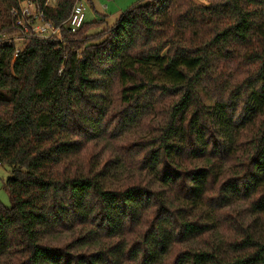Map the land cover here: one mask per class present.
<instances>
[{
  "label": "trees",
  "instance_id": "16d2710c",
  "mask_svg": "<svg viewBox=\"0 0 264 264\" xmlns=\"http://www.w3.org/2000/svg\"><path fill=\"white\" fill-rule=\"evenodd\" d=\"M25 1L0 0V264H264V0H145L101 35L65 28L78 0H30L61 39L17 53ZM115 163L138 174L107 185Z\"/></svg>",
  "mask_w": 264,
  "mask_h": 264
},
{
  "label": "rangeland",
  "instance_id": "374dc122",
  "mask_svg": "<svg viewBox=\"0 0 264 264\" xmlns=\"http://www.w3.org/2000/svg\"><path fill=\"white\" fill-rule=\"evenodd\" d=\"M195 1L202 5H209L210 3L219 0H195ZM81 2H83V4L86 7V23L95 24L92 25L90 29V33H93L94 35L103 34L105 32L103 30L107 29V27H111L115 25L116 22L119 20V18L122 16V14L125 13L130 8L138 4L148 3V1L145 0H92L91 2H89L88 0H81ZM16 38L17 39H15L14 42L17 44V47L19 49L22 48L32 37L31 38L28 37L25 40L18 39V37ZM105 38H106L105 36L102 37L101 39L99 38L100 39L99 42L104 40ZM212 67H213V71H215L217 67V62L215 59L212 61ZM227 83H226L227 87H229L230 79L227 80ZM198 90L204 103L213 109L215 102L208 93V91L206 90L205 85L203 83H200L198 85ZM147 115L148 113H145L146 117H148ZM146 117L143 116L144 119H146ZM144 119L143 121L139 119L138 121L134 120L133 122H130V124L123 129L121 135L118 137V140H123L128 136H132L136 134L144 135L145 134L144 132L146 131L143 127ZM221 123L222 125L220 128L224 136L223 138L226 140L228 146H230L235 137V129L233 126H231L229 120L227 119H222ZM97 141H98V145L104 148V153L102 158L104 157V155H106V153L111 152L114 148L113 140L107 139L105 138V136H100ZM136 174L138 173L135 171L123 168V166L120 163H115L110 168V171L107 173L105 177V182L107 185L117 184L122 182L126 178L132 177ZM11 177L12 175L9 167L7 166L0 167V202L6 208H11V200L7 190L4 188V182ZM228 205L229 207L244 208L241 205L237 204L235 200L230 201ZM248 217L250 216L248 215ZM72 234L73 232L71 231H61V232H57L56 234L51 233L50 239L56 243H64L67 241L69 237H71ZM217 236L218 238L220 237L219 235ZM100 241L101 240L97 238L96 240H91L86 245L84 244L78 246L77 248L75 247V249L98 247ZM190 242L195 245L196 239L194 238ZM158 258L163 259V255L160 256L159 253ZM2 259L4 260L5 256Z\"/></svg>",
  "mask_w": 264,
  "mask_h": 264
},
{
  "label": "built area",
  "instance_id": "2783aa9c",
  "mask_svg": "<svg viewBox=\"0 0 264 264\" xmlns=\"http://www.w3.org/2000/svg\"><path fill=\"white\" fill-rule=\"evenodd\" d=\"M55 1L56 0H48L45 7L53 4ZM11 17L15 22V27L22 36V40L28 37L61 39L62 28L55 27L52 22L47 21L44 10L37 7L30 0L23 2L18 9H13L11 11ZM85 22L86 7L81 0H78L71 17L64 26L69 32L76 33L83 27ZM9 43H11V41ZM19 51L20 49H17V53H19Z\"/></svg>",
  "mask_w": 264,
  "mask_h": 264
}]
</instances>
